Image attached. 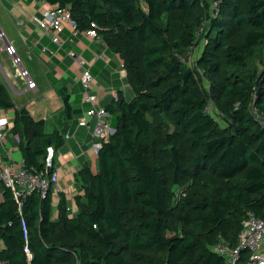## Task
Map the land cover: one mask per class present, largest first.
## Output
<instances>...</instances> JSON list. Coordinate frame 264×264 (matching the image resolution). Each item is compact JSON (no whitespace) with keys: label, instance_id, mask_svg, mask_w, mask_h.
Masks as SVG:
<instances>
[{"label":"trees","instance_id":"16d2710c","mask_svg":"<svg viewBox=\"0 0 264 264\" xmlns=\"http://www.w3.org/2000/svg\"><path fill=\"white\" fill-rule=\"evenodd\" d=\"M46 1L69 10L79 32L96 29L134 96L119 92L107 107L115 132L97 172L79 173L74 215L63 192L56 202L52 188L35 190L20 206L4 188L0 261L225 264L214 246L236 247L249 214L264 219V65L253 66L264 0ZM0 106H15L3 84ZM12 131L29 169L44 170L48 147L65 143L25 109ZM249 257L243 249L238 264Z\"/></svg>","mask_w":264,"mask_h":264},{"label":"crops","instance_id":"0c3cea01","mask_svg":"<svg viewBox=\"0 0 264 264\" xmlns=\"http://www.w3.org/2000/svg\"><path fill=\"white\" fill-rule=\"evenodd\" d=\"M52 7L46 0H0V31L4 34V39L0 37V71L3 85L15 105L4 109L10 117L11 129L6 142L0 143V157L18 165L24 163L21 142L16 139L19 134L12 131L16 112L21 109L36 120L44 119L47 132L55 128L63 130L65 143L57 151L56 167L60 173L59 185L73 208L74 197L84 193L79 173L85 166L97 172L98 151L92 147L91 130L79 124L88 103L83 98L79 66L70 52L83 55L98 85L105 87L100 105L113 104L119 92L126 100H131L134 91L119 56L108 49L101 36L83 31L75 34L68 22H64L62 30L54 36L44 33L33 17H45ZM4 40L16 46L23 66L37 83L35 89H25L5 50ZM110 115V124L114 127L115 119ZM54 210L56 213L57 208ZM2 245L0 240V248ZM0 264L5 263L0 261Z\"/></svg>","mask_w":264,"mask_h":264},{"label":"built area","instance_id":"2783aa9c","mask_svg":"<svg viewBox=\"0 0 264 264\" xmlns=\"http://www.w3.org/2000/svg\"><path fill=\"white\" fill-rule=\"evenodd\" d=\"M33 21L48 36H54L64 27V22H68L73 27L74 33H78L77 22L71 12L65 8L52 7L45 17L35 15ZM89 35H97L96 29L89 28L85 31ZM0 37L4 39V34L0 31ZM5 43V50L13 60V65L17 69V76L25 83V89L33 90L37 87L36 81L32 78L29 70L23 66L22 59L17 52V48L12 43ZM61 44V42H60ZM70 55L74 58L80 69V78L83 85V98L88 103L85 113L79 121L80 125L87 126L92 133V147L99 151L104 142L115 132V128L110 124V112L106 106L100 105L99 101L105 94L106 89L98 85L95 76L91 73L87 59L71 51ZM4 79L0 71V84ZM11 129L10 117L0 106V143L4 144L8 132ZM18 142L21 137L16 135ZM57 151L53 146H49L43 159L44 170L36 168L29 169L24 163L18 165L15 162H8L0 157V200L2 199L4 188H11L18 204L21 206L23 199L31 192L38 190L45 196L50 188L53 189L55 198L62 192L59 185L60 173L56 167ZM50 172V173H49ZM70 214L74 215L72 206L68 205ZM26 251L31 257L28 246ZM243 249L250 251V257L247 264H264V219L249 214L244 228L239 234L237 246L232 248L225 240H221L214 246V250L224 257L225 264H238L240 253Z\"/></svg>","mask_w":264,"mask_h":264},{"label":"rangeland","instance_id":"374dc122","mask_svg":"<svg viewBox=\"0 0 264 264\" xmlns=\"http://www.w3.org/2000/svg\"><path fill=\"white\" fill-rule=\"evenodd\" d=\"M197 49H199V48H197ZM196 50H194V54H195ZM253 64H254L253 66H256L257 68L263 67V65H264V46L259 50L258 55L254 58ZM57 200H59L58 197H56L55 201L57 202Z\"/></svg>","mask_w":264,"mask_h":264},{"label":"water","instance_id":"95a60500","mask_svg":"<svg viewBox=\"0 0 264 264\" xmlns=\"http://www.w3.org/2000/svg\"><path fill=\"white\" fill-rule=\"evenodd\" d=\"M258 85H260V83L258 82Z\"/></svg>","mask_w":264,"mask_h":264}]
</instances>
